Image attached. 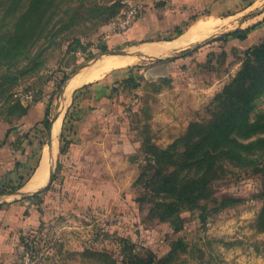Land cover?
Returning a JSON list of instances; mask_svg holds the SVG:
<instances>
[{
	"label": "rangeland",
	"instance_id": "rangeland-1",
	"mask_svg": "<svg viewBox=\"0 0 264 264\" xmlns=\"http://www.w3.org/2000/svg\"><path fill=\"white\" fill-rule=\"evenodd\" d=\"M263 8L0 0V207L24 199L37 215L0 264H264V83L251 93L264 77ZM199 21L207 32L185 45L139 48ZM117 49L137 60L64 91ZM238 95L250 101L238 127L200 143Z\"/></svg>",
	"mask_w": 264,
	"mask_h": 264
},
{
	"label": "bare ground",
	"instance_id": "bare-ground-1",
	"mask_svg": "<svg viewBox=\"0 0 264 264\" xmlns=\"http://www.w3.org/2000/svg\"><path fill=\"white\" fill-rule=\"evenodd\" d=\"M208 28L209 25L207 22L199 21L192 28H190V30L187 31V33L183 36V38L176 40L175 42H167V43L158 42L154 44H143L140 45L141 47L139 46L138 47L141 50H144V53L146 51L150 54H157L159 52L168 50L174 46L187 44L188 41H191L196 37L202 36L205 32H207ZM136 60H137V56H135L134 52L131 55H118V56L102 58L95 65L86 69L84 72H82V74L76 76L70 81L68 85L69 92L79 84L98 80L105 71H108L116 67L129 66L135 63ZM35 183H36L35 185H39V183H41L38 177H36Z\"/></svg>",
	"mask_w": 264,
	"mask_h": 264
},
{
	"label": "crops",
	"instance_id": "crops-1",
	"mask_svg": "<svg viewBox=\"0 0 264 264\" xmlns=\"http://www.w3.org/2000/svg\"><path fill=\"white\" fill-rule=\"evenodd\" d=\"M82 72L76 74V76H79ZM35 179L36 177L29 182L26 188H35L43 182V180L39 178L41 183L35 185ZM23 200L24 199L19 202L7 203L0 207V261H7L9 258L15 243V233L20 230H25V228L34 223L37 218L36 207L31 204V201ZM26 211L28 212L27 217L24 215Z\"/></svg>",
	"mask_w": 264,
	"mask_h": 264
},
{
	"label": "trees",
	"instance_id": "trees-1",
	"mask_svg": "<svg viewBox=\"0 0 264 264\" xmlns=\"http://www.w3.org/2000/svg\"><path fill=\"white\" fill-rule=\"evenodd\" d=\"M243 32V33H242ZM240 33V38H243L245 35V32L240 30V31H236L235 34ZM160 62H165V60H161ZM261 83H264V77L260 76L259 82H257L253 89L251 90V93L253 94L258 87L261 85ZM235 101H239V104H236L233 102V105L231 107L228 106L227 102H226V98L223 99V101L221 102V115H219L215 121V124L211 127V129L205 133L204 137H200L198 139L200 140V143H204V141H209L210 144H217L219 141H221L223 138H227V133H228V129H234L237 128L238 125L240 123H238V121L240 120V116L242 117V114H244V104H248L250 101H248V99H246L245 103H244V99L238 95L235 98ZM243 102V103H241ZM247 121H248V117H247ZM206 132V131H205ZM190 140V152L194 153L196 150V144H195V136L189 135L187 137ZM197 139V140H198ZM203 139V141H202ZM194 142V143H193ZM209 149L213 150L212 147H209ZM227 149V147H226ZM207 152V151H205ZM191 186L193 185H197L196 181H192L191 182ZM184 189H189L188 187L184 188ZM191 191V187L190 190ZM191 193V192H189ZM179 198L182 197H177L175 198L176 200H178ZM262 219H264V214L262 216Z\"/></svg>",
	"mask_w": 264,
	"mask_h": 264
},
{
	"label": "water",
	"instance_id": "water-1",
	"mask_svg": "<svg viewBox=\"0 0 264 264\" xmlns=\"http://www.w3.org/2000/svg\"><path fill=\"white\" fill-rule=\"evenodd\" d=\"M263 9H264V8H263ZM103 47H105V44H103ZM131 54H132V53H130L127 49H117V50L104 51V52L101 53L100 56H106V55H111V56H113V55H131ZM100 56L96 57V58L93 60V62L86 63L85 65H83V66H81L80 68H78V69L75 71V73L73 74V76H71V77H69V78L67 79V81H66V83H65V86H64V91H65V89H66L67 82H68L72 77H74L76 74H78V73L84 71L86 68H88V67L94 65V64L98 61V59H99ZM147 164H148L149 166H151V167L154 168L153 176H155V175H157V174L159 173V169H158V167H156L152 162L148 161ZM51 175H52V173H50L49 181L51 180ZM9 196H11V197H15V198H22V197L25 196V194H24V195H17V193L13 192V193H10Z\"/></svg>",
	"mask_w": 264,
	"mask_h": 264
}]
</instances>
